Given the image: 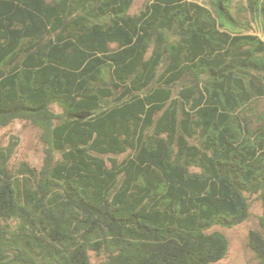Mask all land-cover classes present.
<instances>
[{
    "label": "trees",
    "instance_id": "16d2710c",
    "mask_svg": "<svg viewBox=\"0 0 264 264\" xmlns=\"http://www.w3.org/2000/svg\"><path fill=\"white\" fill-rule=\"evenodd\" d=\"M134 2L0 0V129L44 145L0 165V264H220L264 206V0Z\"/></svg>",
    "mask_w": 264,
    "mask_h": 264
},
{
    "label": "rangeland",
    "instance_id": "374dc122",
    "mask_svg": "<svg viewBox=\"0 0 264 264\" xmlns=\"http://www.w3.org/2000/svg\"><path fill=\"white\" fill-rule=\"evenodd\" d=\"M207 4L209 0H197ZM147 0H135L131 13H137ZM252 32L264 38V29L257 22L253 23ZM259 110H264V99L258 105ZM128 153L116 155H104L107 160L110 157L122 161ZM60 155L57 154V157ZM44 145L40 139V129L25 121H16L13 124L0 129V165H4L8 175L13 178L22 179V187L34 185L31 170L39 169L43 165ZM30 181H29V179ZM251 216L244 222L233 227L214 226L211 231L223 232L229 241V249L220 264H260L255 251L249 246V236L252 230H259L260 216L263 214L264 206L261 198L257 195L251 196ZM16 222H12L15 226ZM12 226V225H11ZM91 264H100L106 254L91 251ZM53 264V263H50Z\"/></svg>",
    "mask_w": 264,
    "mask_h": 264
}]
</instances>
